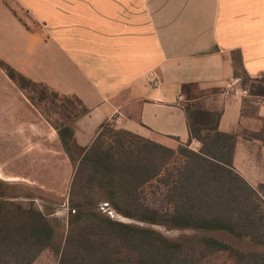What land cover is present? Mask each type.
Masks as SVG:
<instances>
[{
	"label": "crops",
	"instance_id": "obj_1",
	"mask_svg": "<svg viewBox=\"0 0 264 264\" xmlns=\"http://www.w3.org/2000/svg\"><path fill=\"white\" fill-rule=\"evenodd\" d=\"M0 61L83 102L89 112L72 125L79 149L119 116L117 129L187 144L179 97L184 84H196L203 107L222 111L219 131L238 136L237 172L253 187L264 184V138L248 137L264 136V97L224 92L241 69L264 78V0H0ZM9 81L26 112L27 135L54 136L60 158L73 167L57 130ZM190 148L201 143L192 140ZM40 257L34 264H45Z\"/></svg>",
	"mask_w": 264,
	"mask_h": 264
},
{
	"label": "trees",
	"instance_id": "obj_2",
	"mask_svg": "<svg viewBox=\"0 0 264 264\" xmlns=\"http://www.w3.org/2000/svg\"><path fill=\"white\" fill-rule=\"evenodd\" d=\"M0 67L57 130L74 168L67 219H51L33 197L24 201L0 181V264H34L45 252L58 264H199L218 252L235 264H264V184L253 187L237 172L238 136L219 131L222 111L200 105L198 85L182 86L187 144L173 149L105 124L76 156L72 125L89 109L3 61ZM236 76L250 97H264V78L245 69ZM256 135L248 137L264 138ZM192 140L200 150L190 148ZM159 193L167 200L165 212L147 205L149 195ZM103 205L134 222L113 219ZM62 223L67 233L60 234ZM156 227L193 233L170 238ZM220 233L235 244L215 236Z\"/></svg>",
	"mask_w": 264,
	"mask_h": 264
},
{
	"label": "rangeland",
	"instance_id": "obj_3",
	"mask_svg": "<svg viewBox=\"0 0 264 264\" xmlns=\"http://www.w3.org/2000/svg\"><path fill=\"white\" fill-rule=\"evenodd\" d=\"M7 1V0H6ZM14 8L15 5L12 4ZM16 15L23 21H27L25 13L17 9ZM12 83L0 69V181L14 182L7 188L9 193L20 194V199L27 201L33 197L36 207L52 213L51 219H67L69 192L74 176L72 165L66 167L65 162L57 153L54 136H28L27 125L21 123V117L26 115L19 102L20 95L15 93ZM214 92V91H213ZM204 93V92H203ZM205 95V93H204ZM22 98V97H21ZM200 103V102H199ZM201 106L203 104L200 103ZM51 119L60 121L57 113L49 112ZM15 116L18 123H16ZM16 123V124H15ZM169 148H178L175 142H163ZM80 149L75 148L76 156L80 155ZM19 183V185H17ZM46 189H38L39 185ZM147 205L150 209L165 212L168 209L167 200L162 193L149 195ZM102 210L115 220L134 222L122 216L114 215L106 205ZM60 234L67 233L68 226L62 223L59 226ZM157 230L170 238L181 235H191V231L166 230L156 227ZM221 240L232 241L224 234H216ZM234 244L235 242L232 241ZM40 262L56 264L55 256L45 252L40 257ZM199 264H235L226 252H218Z\"/></svg>",
	"mask_w": 264,
	"mask_h": 264
},
{
	"label": "built area",
	"instance_id": "obj_4",
	"mask_svg": "<svg viewBox=\"0 0 264 264\" xmlns=\"http://www.w3.org/2000/svg\"><path fill=\"white\" fill-rule=\"evenodd\" d=\"M155 83V86L159 85V81L156 79L153 81ZM224 92L226 94L229 93H235L237 95H243L245 97L250 96L249 91L245 88L242 87V79L240 77L233 79L225 88ZM180 101H184V97L180 96L179 97ZM121 123V116L117 117L115 120L112 122V127H115V125Z\"/></svg>",
	"mask_w": 264,
	"mask_h": 264
}]
</instances>
